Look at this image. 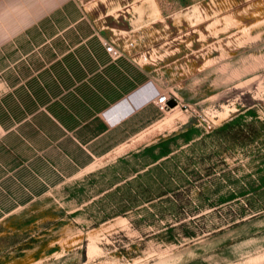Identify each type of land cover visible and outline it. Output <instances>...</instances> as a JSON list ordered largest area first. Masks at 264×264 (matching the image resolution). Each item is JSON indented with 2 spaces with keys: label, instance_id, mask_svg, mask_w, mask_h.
Here are the masks:
<instances>
[{
  "label": "rangeland",
  "instance_id": "obj_1",
  "mask_svg": "<svg viewBox=\"0 0 264 264\" xmlns=\"http://www.w3.org/2000/svg\"><path fill=\"white\" fill-rule=\"evenodd\" d=\"M72 2L177 105L73 172L1 92L0 264H264V0Z\"/></svg>",
  "mask_w": 264,
  "mask_h": 264
},
{
  "label": "crops",
  "instance_id": "obj_2",
  "mask_svg": "<svg viewBox=\"0 0 264 264\" xmlns=\"http://www.w3.org/2000/svg\"><path fill=\"white\" fill-rule=\"evenodd\" d=\"M72 3L0 0V93H14L41 147L59 151L79 172L98 151L130 140L137 122L147 124L159 105L146 66L126 55L113 58L102 44L105 38L86 30L84 16L57 19L71 17ZM62 24L63 32H57ZM34 25L37 35L23 36ZM6 140L0 138V150L10 151L15 145Z\"/></svg>",
  "mask_w": 264,
  "mask_h": 264
},
{
  "label": "built area",
  "instance_id": "obj_3",
  "mask_svg": "<svg viewBox=\"0 0 264 264\" xmlns=\"http://www.w3.org/2000/svg\"><path fill=\"white\" fill-rule=\"evenodd\" d=\"M104 43L107 46L109 51H111L113 53L117 52V49L113 45H110L108 42H104ZM170 98H172V96L169 95V94H166V93L158 94V96H157V104L159 105V107L161 109L170 108V106L168 104V101H169Z\"/></svg>",
  "mask_w": 264,
  "mask_h": 264
},
{
  "label": "water",
  "instance_id": "obj_4",
  "mask_svg": "<svg viewBox=\"0 0 264 264\" xmlns=\"http://www.w3.org/2000/svg\"><path fill=\"white\" fill-rule=\"evenodd\" d=\"M168 104L170 107H174L177 105V100L175 98H170L169 101H168Z\"/></svg>",
  "mask_w": 264,
  "mask_h": 264
}]
</instances>
